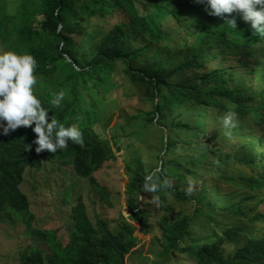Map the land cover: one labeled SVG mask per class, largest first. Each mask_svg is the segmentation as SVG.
Segmentation results:
<instances>
[{
    "label": "trees",
    "instance_id": "16d2710c",
    "mask_svg": "<svg viewBox=\"0 0 264 264\" xmlns=\"http://www.w3.org/2000/svg\"><path fill=\"white\" fill-rule=\"evenodd\" d=\"M225 17L235 18L234 30L198 0H18L11 11L0 7V49L35 58L34 95L84 140L37 153L32 126L0 134V222L18 219L32 237L17 264H128L138 243L130 222L142 233L158 229V255L170 260L178 254L187 264H264V227L255 229L264 225V36L238 12ZM57 91L65 93L59 107L50 103ZM114 102L128 110L130 135L156 132L159 163L124 162L127 220H92L79 198L62 242L54 229L32 226L24 173L56 158L114 207L118 191L95 177L122 150L102 120ZM229 111L236 126L226 136L219 118ZM149 173L172 188L144 192Z\"/></svg>",
    "mask_w": 264,
    "mask_h": 264
},
{
    "label": "rangeland",
    "instance_id": "374dc122",
    "mask_svg": "<svg viewBox=\"0 0 264 264\" xmlns=\"http://www.w3.org/2000/svg\"><path fill=\"white\" fill-rule=\"evenodd\" d=\"M17 2L18 0H0V7L11 11ZM109 105V111L102 119L105 126L104 132L114 137L122 146V150L116 153V160L103 164L95 177L98 183L112 194L118 191V201L114 207L106 206L98 191L91 186L89 181L78 177L69 164L60 163L56 158L45 159L39 170L30 168L24 173L21 187L30 199V209L33 214L32 226L54 229L62 242L67 240V225L70 221L71 207L79 198L92 220L96 216L114 219L115 223L127 220L130 198L127 197L125 191L129 176L125 172L124 162L133 157H141L147 165L155 167L159 163L155 164L156 160L153 157L154 151L157 152L161 146L159 139L156 138V132H151V137L145 139L137 138L134 134L130 135L132 126L127 124L128 110L122 105L115 107V102ZM138 107L141 111L146 109L141 102ZM148 154L152 157L147 156ZM187 206L190 208V204ZM130 223L132 225L128 230L138 238V243L127 255L128 264H187L185 259L178 254L171 260L168 256L158 255L160 252L157 241V238L160 239L158 229L142 233L138 224ZM262 225L256 223L255 229L264 227ZM25 230L24 224L18 219H13L11 222H0V264H17L19 249L32 242V237L27 235ZM234 243H236L235 239L227 242L224 245L225 251H231Z\"/></svg>",
    "mask_w": 264,
    "mask_h": 264
},
{
    "label": "clouds",
    "instance_id": "9594fccd",
    "mask_svg": "<svg viewBox=\"0 0 264 264\" xmlns=\"http://www.w3.org/2000/svg\"><path fill=\"white\" fill-rule=\"evenodd\" d=\"M206 5L209 15L224 17V24L230 29L236 28L235 18H227L225 14L238 12L240 18L248 22L254 33L264 36V0H198ZM37 61L29 53H17L13 50L0 49V134L7 135L18 126H32L35 133L33 143L37 153L42 150L55 153L57 149L67 147V140L83 145L80 130L74 125L65 126L57 119L48 116L49 109L42 106L41 101L33 93L36 84L34 69ZM63 91H57L51 98V105L59 107L64 98ZM225 135H231L236 126V113L226 112L220 118ZM153 173L143 177V191L156 193L161 189L172 188L167 178L157 183ZM193 185L189 182L184 189L186 195L191 194ZM159 204V197H152Z\"/></svg>",
    "mask_w": 264,
    "mask_h": 264
}]
</instances>
